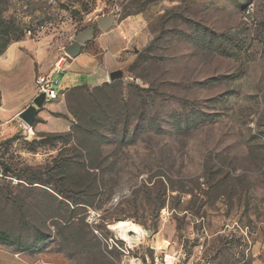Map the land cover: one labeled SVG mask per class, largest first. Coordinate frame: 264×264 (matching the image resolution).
<instances>
[{"label": "rangeland", "instance_id": "374dc122", "mask_svg": "<svg viewBox=\"0 0 264 264\" xmlns=\"http://www.w3.org/2000/svg\"><path fill=\"white\" fill-rule=\"evenodd\" d=\"M86 30L112 62L56 76L70 130L0 118V264H117L119 223L170 264H264V0H0L35 64Z\"/></svg>", "mask_w": 264, "mask_h": 264}, {"label": "crops", "instance_id": "0c3cea01", "mask_svg": "<svg viewBox=\"0 0 264 264\" xmlns=\"http://www.w3.org/2000/svg\"><path fill=\"white\" fill-rule=\"evenodd\" d=\"M19 45V43H16L8 46L0 55V118H3V124L15 121L22 111L32 107V101L36 93L35 77L48 74L57 69V58L55 56H46L41 58L40 63L35 64L31 57L24 53L21 54V47H17ZM111 62L101 58L99 53L78 55L67 64V67H63L60 74H67L68 70L74 69V74L90 78L85 85L98 86L105 82L108 75L105 67L110 66ZM25 74L30 76L32 84L27 95L21 97L20 90L24 87L22 81ZM76 81L72 80V82ZM81 86L66 89H76ZM9 103H11L10 106ZM17 123L19 127L26 130L19 119ZM71 124L72 119L63 105L62 98H59L45 102L42 109L36 110L33 130L37 134L45 136L64 134L70 130ZM254 264L259 263L256 261Z\"/></svg>", "mask_w": 264, "mask_h": 264}, {"label": "built area", "instance_id": "2783aa9c", "mask_svg": "<svg viewBox=\"0 0 264 264\" xmlns=\"http://www.w3.org/2000/svg\"><path fill=\"white\" fill-rule=\"evenodd\" d=\"M60 62L57 63V69L45 75L35 77V97L43 94L45 102L63 98L68 89H61L57 75L61 73L59 69ZM28 126L24 124V129ZM97 234V232H95ZM109 251H116L120 258L117 264H169L166 254L161 249L151 248L152 254L148 255L141 251V242L129 244L122 239H107L103 240ZM163 255V257H162ZM174 259V258H173ZM177 259H174L176 261Z\"/></svg>", "mask_w": 264, "mask_h": 264}, {"label": "water", "instance_id": "95a60500", "mask_svg": "<svg viewBox=\"0 0 264 264\" xmlns=\"http://www.w3.org/2000/svg\"><path fill=\"white\" fill-rule=\"evenodd\" d=\"M91 39H92L91 30H86L82 32L76 37L77 44H74L71 47H69L66 50V53L72 58L78 56L80 54V48L78 44L84 45L90 42ZM44 104H45V96L43 94L35 97L32 101V107H29L24 111H22L18 115V119L26 126L32 127L36 115V110L42 109L44 107Z\"/></svg>", "mask_w": 264, "mask_h": 264}, {"label": "bare ground", "instance_id": "6f19581e", "mask_svg": "<svg viewBox=\"0 0 264 264\" xmlns=\"http://www.w3.org/2000/svg\"><path fill=\"white\" fill-rule=\"evenodd\" d=\"M28 131V127L26 128ZM111 230L115 231L122 240L128 242L129 244L138 242L137 240L133 239V227L129 226L125 223H119L111 227ZM169 263V262H168ZM170 264V263H169Z\"/></svg>", "mask_w": 264, "mask_h": 264}, {"label": "trees", "instance_id": "16d2710c", "mask_svg": "<svg viewBox=\"0 0 264 264\" xmlns=\"http://www.w3.org/2000/svg\"><path fill=\"white\" fill-rule=\"evenodd\" d=\"M19 38H20V35L14 36L13 38H10L8 41H11L13 39L18 40ZM6 48H7V43L3 47L0 48V55L6 50Z\"/></svg>", "mask_w": 264, "mask_h": 264}]
</instances>
